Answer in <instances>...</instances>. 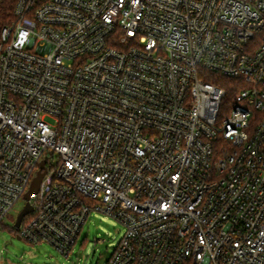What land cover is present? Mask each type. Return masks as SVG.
Returning <instances> with one entry per match:
<instances>
[{
  "label": "built area",
  "instance_id": "2783aa9c",
  "mask_svg": "<svg viewBox=\"0 0 264 264\" xmlns=\"http://www.w3.org/2000/svg\"><path fill=\"white\" fill-rule=\"evenodd\" d=\"M42 161L21 238L69 254L101 211L125 226L107 264H264V0H17L0 230Z\"/></svg>",
  "mask_w": 264,
  "mask_h": 264
},
{
  "label": "rangeland",
  "instance_id": "374dc122",
  "mask_svg": "<svg viewBox=\"0 0 264 264\" xmlns=\"http://www.w3.org/2000/svg\"><path fill=\"white\" fill-rule=\"evenodd\" d=\"M227 103L226 100L223 107ZM47 120L53 125L57 123L52 116ZM57 160L55 154L51 162ZM25 203L23 199L16 202L0 230V264H107L125 232V226L116 218L93 211L72 250L66 254L48 241L35 243L17 237L13 226Z\"/></svg>",
  "mask_w": 264,
  "mask_h": 264
},
{
  "label": "trees",
  "instance_id": "16d2710c",
  "mask_svg": "<svg viewBox=\"0 0 264 264\" xmlns=\"http://www.w3.org/2000/svg\"><path fill=\"white\" fill-rule=\"evenodd\" d=\"M16 2L17 0H0V32L2 27L13 19ZM206 79L224 87L227 91L228 100L237 93L238 88L235 86V79L233 78L211 73L207 75Z\"/></svg>",
  "mask_w": 264,
  "mask_h": 264
},
{
  "label": "water",
  "instance_id": "95a60500",
  "mask_svg": "<svg viewBox=\"0 0 264 264\" xmlns=\"http://www.w3.org/2000/svg\"><path fill=\"white\" fill-rule=\"evenodd\" d=\"M41 169L38 171L37 176L34 178L29 190L26 192L24 198L26 199V203L24 208L22 209V211L19 213L16 221H15V227H20L23 218L25 217V215L29 214L32 210H33V206L30 203V198L32 196V194L38 192L42 179L45 175V171H42L46 168L45 166V161H42L41 164ZM19 239H21L20 236H17Z\"/></svg>",
  "mask_w": 264,
  "mask_h": 264
}]
</instances>
